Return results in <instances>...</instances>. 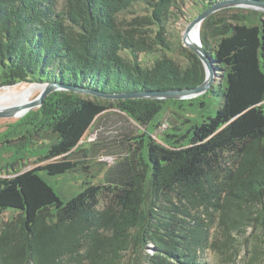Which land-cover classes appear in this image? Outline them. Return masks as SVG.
I'll return each instance as SVG.
<instances>
[{
    "label": "trees",
    "instance_id": "trees-1",
    "mask_svg": "<svg viewBox=\"0 0 264 264\" xmlns=\"http://www.w3.org/2000/svg\"><path fill=\"white\" fill-rule=\"evenodd\" d=\"M214 1L65 0L58 9L54 0H0V86L195 87L203 66L173 24L186 17V5L194 9L189 21ZM199 35L214 79L218 70L225 79L221 103L200 123L175 112L183 119L172 124L170 104L182 108L191 98L110 100L68 91L52 92L16 122L26 126L21 139L46 133L53 141L37 158L43 164L0 165V215L9 211L0 220V264H201L206 250L234 252L235 235L249 227L264 243V12L219 10ZM116 113L135 127L165 128L133 134L113 120L109 144L120 158L103 168L92 161L104 146L101 132L87 147L81 140ZM8 166L13 172L3 173ZM79 171L81 188L65 200L47 182Z\"/></svg>",
    "mask_w": 264,
    "mask_h": 264
},
{
    "label": "rangeland",
    "instance_id": "rangeland-1",
    "mask_svg": "<svg viewBox=\"0 0 264 264\" xmlns=\"http://www.w3.org/2000/svg\"><path fill=\"white\" fill-rule=\"evenodd\" d=\"M64 1L65 0H54L58 9L62 8V6L64 5ZM193 10L194 9H192L190 5H186V17L183 16L178 20H175L176 22L173 24L175 30L182 31L184 29L185 25L188 23L187 20L189 19V16L194 12ZM221 74L222 70H218L216 72V77L207 91L191 98L190 101H180L182 108L179 106H175L172 103L170 104L172 110L170 116L173 120L172 124L176 122V124H180L183 119L181 117H178L175 112H178L183 117L188 118L190 120V124L200 123L204 118L214 115L216 109L223 99L225 79L221 78ZM32 83L35 82H20L11 86L0 87V92L4 88H10V90L12 91H19L21 88H24ZM14 87H16V90L14 89ZM37 94L38 91L34 92L30 99L34 98ZM37 108L38 107L28 110L20 117L0 118V165H3L4 161H15L17 162V165L14 166V169L20 168L21 170H25L47 162H39L37 161V158L43 156L46 153L47 147L53 141L52 136L44 133L41 137H29L28 139H21L19 135L24 133V129L26 126L15 127L17 121H19L29 112L31 113L35 111ZM117 114L118 113L103 117L101 122L98 124V128L88 130L81 140L83 146L87 147L88 142L95 140L97 133L99 131L101 132L103 137L102 144H104V146L102 145V148L96 150L92 161L100 162L103 168L110 167L118 158H120V155L113 153V148L109 144V140L112 137L114 125L116 123L119 126L124 125L128 129H131L133 131V134L150 132L152 134H155L154 136H157L159 135L160 131L165 128V124H163L159 127V129L156 130L157 132H155L152 125H149L145 127V130L143 127H135L129 119H124ZM113 120H116V123H113ZM167 120L170 122L168 118ZM183 124L185 126H182V131L186 129V126L189 125V123L185 122ZM169 132H173V130L169 129ZM5 139H14L15 142L5 144ZM75 158H78L77 155L75 156ZM92 170H95V167H93ZM12 172V168L8 166V170L4 171L3 173ZM84 179L85 173L79 171L53 176L52 178L47 179V182L51 185L54 191L62 199L65 200L67 197L76 194L80 190L82 181ZM90 180L96 181V179L93 177H91ZM8 216L9 211L4 212L0 215V220H6ZM258 234V230L249 227L243 236L235 235L236 237L234 239H236V248L234 249V252H231L230 246L225 248V246L227 245L223 247L224 254H220V252L216 251L212 252L206 250L203 253L204 259L201 264H264V256L262 250V248L264 247V243L261 242ZM254 245L256 246L255 254L252 253V248ZM228 253H231L229 258L226 257V254ZM221 258H224V261H221Z\"/></svg>",
    "mask_w": 264,
    "mask_h": 264
},
{
    "label": "water",
    "instance_id": "water-1",
    "mask_svg": "<svg viewBox=\"0 0 264 264\" xmlns=\"http://www.w3.org/2000/svg\"><path fill=\"white\" fill-rule=\"evenodd\" d=\"M226 8H244L264 12V0H216L213 3L209 4L203 10H201L199 13H197L193 19L188 21V23L185 25L184 29L181 32V42L184 47L191 50L197 56L204 69L203 81L195 87L172 90L107 93L64 83L35 82L32 84L43 85V87L38 91V94L25 103L0 107V118L20 117L21 115L25 114L28 110L35 107H39L45 97L55 91H68L80 95H86L88 97H96L110 100L125 98H152L177 100L190 99L195 96H198L199 94L207 91L214 80L212 56H210L202 46V42L199 35L200 25L202 21H204V19H206L209 15ZM194 29L197 30L196 37H192L191 35V32Z\"/></svg>",
    "mask_w": 264,
    "mask_h": 264
},
{
    "label": "bare ground",
    "instance_id": "bare-ground-1",
    "mask_svg": "<svg viewBox=\"0 0 264 264\" xmlns=\"http://www.w3.org/2000/svg\"><path fill=\"white\" fill-rule=\"evenodd\" d=\"M196 32V29L192 30V37H196ZM42 87L43 85L40 84H30L24 88H21L19 91H12L10 88H4L0 92V107L25 103L30 100V97L34 92L39 91ZM15 88L16 87H14V89Z\"/></svg>",
    "mask_w": 264,
    "mask_h": 264
}]
</instances>
